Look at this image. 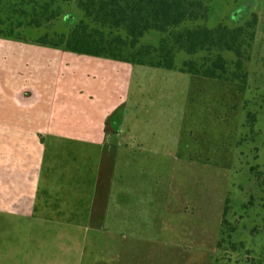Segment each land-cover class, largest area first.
Here are the masks:
<instances>
[{
    "label": "crops",
    "instance_id": "crops-1",
    "mask_svg": "<svg viewBox=\"0 0 264 264\" xmlns=\"http://www.w3.org/2000/svg\"><path fill=\"white\" fill-rule=\"evenodd\" d=\"M139 65L0 36V224H84L55 264H214L220 235L203 203L218 190L203 174L227 176L230 163L146 135L153 105L141 101ZM11 237L20 244V231L0 236Z\"/></svg>",
    "mask_w": 264,
    "mask_h": 264
},
{
    "label": "rangeland",
    "instance_id": "rangeland-1",
    "mask_svg": "<svg viewBox=\"0 0 264 264\" xmlns=\"http://www.w3.org/2000/svg\"><path fill=\"white\" fill-rule=\"evenodd\" d=\"M203 1L209 7V15L197 23L210 27L218 23L236 26L251 19L253 14L257 16L250 59L246 61L247 84L179 70L183 60L202 53L190 56L179 51L175 69L139 65L138 81L149 91L146 99L141 101L153 105L149 125L155 127H150L154 134L146 135L154 136L159 143L164 140L171 151L179 154H192L193 158L202 157L210 163H230L227 176L218 174V178L212 180L211 174H203L204 186L210 185L211 181L217 186V197L213 190V194L209 191L205 198L203 214H207L213 231L218 227L219 235L228 197L223 243L214 254V264H264V0ZM81 19H84V12L76 0L65 1L61 3L60 16L52 23L26 27L22 34L28 40H35L45 31L68 32ZM160 37V32L150 30L140 42L157 44ZM224 55L228 59L234 58L229 52ZM145 125L146 122L142 121L141 127ZM83 225L59 223L57 227L56 224L38 223L36 216L28 217L20 227L1 223L0 236L1 233L17 234L20 231L21 240L18 244L11 237L9 245L7 240L0 238V253L3 255L0 263H3L1 257H6L5 264L8 260L13 264L14 249H20L21 262L16 258L17 263L55 264L54 259L64 246L70 244L75 249L80 246V237L86 232ZM47 228L46 233L52 231L51 237L40 234ZM66 229L73 231V238L60 237ZM99 241L92 233L91 246H98Z\"/></svg>",
    "mask_w": 264,
    "mask_h": 264
},
{
    "label": "trees",
    "instance_id": "trees-1",
    "mask_svg": "<svg viewBox=\"0 0 264 264\" xmlns=\"http://www.w3.org/2000/svg\"><path fill=\"white\" fill-rule=\"evenodd\" d=\"M69 0H0V36L28 40L26 27L52 23ZM84 19L68 32L45 31L34 41L43 45L121 61L175 69L176 55L184 51L198 57L183 60L179 70L193 75L247 84L246 61L255 37L257 16L243 24L197 23L207 19L203 0H76ZM189 23V24H188ZM124 32L121 33V31ZM160 32L157 44L141 43L148 31ZM224 52L232 53L228 59ZM228 197L222 215L217 249L223 243Z\"/></svg>",
    "mask_w": 264,
    "mask_h": 264
}]
</instances>
